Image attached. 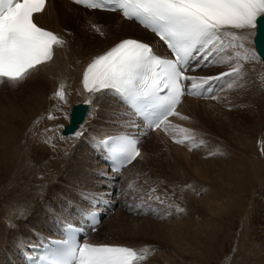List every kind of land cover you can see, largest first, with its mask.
<instances>
[{"label": "bare ground", "instance_id": "obj_1", "mask_svg": "<svg viewBox=\"0 0 264 264\" xmlns=\"http://www.w3.org/2000/svg\"><path fill=\"white\" fill-rule=\"evenodd\" d=\"M34 18L41 26L61 35L67 43L64 47L55 49V57L51 63L41 67L27 79L28 84L25 90L19 91L17 95L11 97L9 89H6L10 87L5 86L6 84L0 85V94L4 95V98L7 96V99H12L11 101L4 99L7 105L9 104V107L10 105L14 106H11V109L13 108V120H6L5 117H8V115L0 117V264H27L25 263L22 250L30 251V248L27 247L28 243L40 244L49 236L58 237L61 235L64 224L72 221L80 224L82 222L80 218L82 210L89 208H99L102 211L104 210L102 216L105 214L109 216H107L108 222L104 224L105 220L103 221L100 218L99 224L95 227L96 230L106 229L105 232L108 233V238L93 240L90 238L91 233H89L88 236L84 237L89 241L125 243L136 249H143L147 246L150 252L147 260L153 259L154 264H194L196 262L198 264L204 259H208L211 253H216L217 257H219L224 247L222 242L230 234L228 227H222V225L216 227L215 224L217 223L213 218L206 219V221H198L196 216L200 211L197 209H193L194 212L188 217L185 214L186 217L181 216L180 211H177L179 207L173 203L175 199L181 200L184 204L186 197L190 200L194 199L197 193H193L191 186H194L195 190L202 191V195L199 197L200 208L201 205L204 206L206 216H225L224 221L228 222L226 220L228 214H232L234 209H241V212H243L239 216V219L244 222L238 228L237 245L228 254L221 255L220 264H231L234 262L236 264H264V247L256 245L251 232L252 228L250 229L249 224L251 210L256 207L257 198L253 197V192L256 191L258 194L264 187V177H262L264 174V151H262L264 144L261 143V156L257 151L255 158L246 157L243 159L242 157L244 161L240 163L249 180L248 183L252 182V178L254 181L260 180V183L258 182L259 186L258 184L256 185L258 186L257 188H252L254 185L250 184L252 191L248 190L252 194L247 201L248 208L243 209V198H240V196H234L225 187L220 189L217 194L211 190L212 188L210 189V181L217 175V171H212L210 168L212 165L211 161L206 159L195 160V155H190L191 152L183 145L169 142L174 134L172 132L180 131V128L177 127L178 116H170L168 118L171 124L167 132L164 131V125H161L159 129L149 130L137 121L130 109L121 103L115 95L107 94L91 97L89 93L83 91L80 75L85 64L93 56L110 47L121 37L135 36L148 39L152 42L153 48L157 52H163L162 44L149 31L133 20L121 17L117 11L90 9L72 3L70 0H47L45 10L42 13L35 14ZM99 23L102 24L98 32L93 25L96 24L97 26ZM248 33V39L245 44L249 49L254 50L252 44L253 29L248 30ZM84 35L87 36L85 37ZM212 65L213 63H206L204 66L209 68ZM243 65H245L242 72L244 80L240 83L241 90L239 92L226 93L228 96L223 98L224 102L221 98L219 100L222 103L218 100L210 101V98L203 100L202 97L185 95L180 105H178L177 111L182 116L193 114L192 112H194L199 114L202 117L201 119H204L211 126L222 129L224 127L222 126V120L225 117L223 115H228L230 105L232 106L235 103L240 105L243 102L245 104L247 101L252 105L257 104L260 89L255 84L259 80L264 91V78L259 57L256 55L255 59L244 61ZM192 67L194 66L191 65L190 68ZM254 67L257 69L255 70ZM251 68H254L253 71H257L259 80L255 76L254 78L258 82L253 81V77L248 75L252 71ZM231 80L227 83V78L218 80L222 88H220V91L225 86L223 85L222 87V84L229 85ZM61 84L65 86L67 103L60 101L59 98L54 96ZM216 88L218 89L219 86ZM202 93L205 94L206 91L202 90ZM21 95L23 98H21ZM237 95H241L240 102L233 103L234 101L231 98ZM230 96L232 97L230 98ZM90 98L92 102L87 103L86 101ZM79 101L86 102L87 109L76 129L67 134L60 133L61 127L53 129V125H63L67 121L70 105ZM249 103L246 104L248 105ZM4 109V113H6L7 110L6 108ZM55 110H60V112L56 114ZM49 113L56 119H48ZM230 114L232 113L230 112ZM230 114L228 117H230ZM94 121L99 123L98 127L95 125L93 129L90 128L89 130L90 123ZM42 123H45L46 128L37 129L36 127L41 126ZM258 124L257 126L259 127ZM262 124L261 142L264 141V121ZM87 125L88 127L84 128ZM257 126L252 127L253 136L245 135L243 139L240 138V132L236 131L238 135L236 132L235 135L239 138H237L239 140L237 141L243 143L247 148L252 147L253 150ZM34 129L42 130L41 135H39L41 139L38 141L42 140L43 144L48 143L46 141H49V138L53 139L56 137V144H53L54 147L50 145L53 148L49 144L47 146L41 144L42 148L40 147L41 150L37 152L36 161L34 160L35 157L30 154L33 152L29 150L32 143H29V148H27L25 141L23 142L26 146L22 142L26 133L28 135V139L25 137L26 140H32L29 139L32 133L30 136L29 133L34 131ZM46 129H51V131H46ZM118 130L136 134L139 138L138 146L141 147L142 155L131 164L123 166L119 173H116L106 170L102 160H100L99 155L102 152L97 141L105 134ZM78 131L82 132L83 135L75 137L74 133ZM232 134L234 135V133ZM37 143L40 145L39 142ZM203 143L205 144V141ZM148 144H152V150H156L159 154L161 150H165L169 145L173 146V148L168 149L169 155L172 151L171 166L166 171L164 169L163 171H157L163 174V178L155 175V182L163 190L164 196L160 191L158 195L167 202L164 201L162 203L164 207L161 206L157 210H153V215L154 213L156 215H154L155 217L153 216L154 218L139 217L156 220L152 221L151 224L153 225H145L142 219L128 220L120 213L121 211L118 209L116 202L112 206L110 216L109 212L105 211V207L98 206L97 200L92 198L103 196L112 205V201L115 200L112 194L110 195L112 190L109 188L114 183L112 178L135 167L139 161L145 160ZM208 144L202 145V148H199L197 153L203 154L205 149H209ZM176 145L179 146L175 148ZM33 146L37 147L36 145ZM210 148L212 147L210 146ZM255 152L253 150V154ZM192 159L195 161H192ZM155 160L157 159H151L148 162L149 167H154L156 164ZM214 168L218 169L215 166ZM96 170L98 171L95 172ZM143 171L144 169L141 170V172ZM94 173L96 174L93 175ZM82 193H84L83 197ZM82 198L83 202H76V200L82 201ZM148 204L150 203L148 202ZM186 210L185 207V213ZM64 211L67 212V216L63 214ZM237 211L239 212L240 210ZM147 212L149 213V211ZM119 217L121 219L116 220ZM165 217L171 220L166 222ZM131 218L137 219L138 217ZM160 220H164V223ZM240 220L239 222H241ZM49 225H52V234L45 233Z\"/></svg>", "mask_w": 264, "mask_h": 264}, {"label": "snow or ice", "instance_id": "obj_2", "mask_svg": "<svg viewBox=\"0 0 264 264\" xmlns=\"http://www.w3.org/2000/svg\"><path fill=\"white\" fill-rule=\"evenodd\" d=\"M74 2L91 9L120 11L126 19H135L165 42L172 58L158 55L152 45L140 39H122L87 64L81 82L91 97L115 95L136 115L149 121V127L159 129L164 125L166 132L171 124L170 116L188 119L177 111L185 95H201L202 90H211L213 81L241 75L243 62L256 58L254 50L245 44L248 30L258 31V42L264 38V0ZM46 3L47 0H0V83L25 81L54 60L56 48L66 45L61 35L34 21V15L42 13ZM93 27L100 31L98 26ZM194 61L197 67L201 62L227 63L229 71L216 76L187 75ZM185 82H191L190 87ZM54 96L67 103L64 84ZM86 102L91 103V98ZM47 118L56 119L51 113ZM177 127L184 135L175 139L176 143L193 140L187 134L189 129ZM74 135L80 137L83 133L78 131ZM104 143L108 145L110 158L119 165L115 171L142 155L139 141L129 135L109 137ZM155 199L160 200L158 196ZM90 215L95 220V214ZM149 255L147 246L136 249L110 243H79L70 236L57 248L50 249L42 264H143Z\"/></svg>", "mask_w": 264, "mask_h": 264}, {"label": "rangeland", "instance_id": "obj_3", "mask_svg": "<svg viewBox=\"0 0 264 264\" xmlns=\"http://www.w3.org/2000/svg\"><path fill=\"white\" fill-rule=\"evenodd\" d=\"M101 24L102 23H99L97 26L101 27ZM94 25H96V24H94ZM84 36L86 37L87 35H84ZM203 66H204V63L201 62L198 67H195V68L191 69L189 71L188 75H193V76H198V77H202V76H216V75H218L221 72L229 71V64H227V63H213V65L211 67H209V68H204ZM244 66L245 65H243V68H245ZM254 68H255V70L257 69L256 67H254ZM254 68H251L252 69V71H251L252 74L248 73V71H247L248 75L253 77L252 78L253 81L255 80V78H257L259 80V78L257 76L258 75L257 71L256 72L253 71ZM253 73H254V75H253ZM254 76H255V78H254ZM243 77L244 76H242V74L239 75V76H234V77H229V78L225 77V78H227L226 83L233 78L230 81V83L233 86L228 89V85L222 84V87H223V85H225L223 87L222 91H220V88H221L220 81H218V80H216V82L213 81L212 84H211V90L208 91V95L207 96L205 95V96L202 97L203 100H208L210 98L209 99L210 101H215V100L219 101L220 98H221L222 101L224 102L223 98L225 96L227 97L228 93H230V92L231 93L232 92L233 93L234 92L237 93V92H239L241 90L240 89V86H241L240 83H241L242 80H244ZM257 79L255 80V82H258ZM255 82H253V83H255ZM259 82H260V80H259ZM223 83H225V82H223ZM258 83L255 84V85H256V87H258L260 89L259 93H258V97H257L259 100H258V103L255 104V105H252L251 103H249V101L246 102V100H245V102L249 103L248 105L246 103L243 104L244 102L239 105V103L237 104L235 102H237V101L240 102V99H241L240 96L241 95L240 96L237 95L239 98L237 96H234V97L230 96V98L232 97L231 99H232V101H234L233 103H235V104H233L232 106L230 105V108H229L230 110L228 109V112H229L228 115L227 114L223 115L225 117L222 120V124H223L222 126H224L222 129H220V128L216 127V126L215 127L211 126L204 119H201L202 117L199 114H196L194 112H192L193 114H189L187 116L189 120L188 119H185V120L182 119V121H181V123L179 125L182 128H186V129L191 130L187 134H189L190 136L192 134V137H193L192 141L185 142L186 144L184 143V144H181V145H183L186 149L189 150V152H191L190 155H192V156L195 155L194 156V157H196L195 160L206 159L207 161L208 160L211 161L212 165H211L210 168L212 169V171L213 170L217 171V175L213 178L212 181H210V189L212 188L211 190L215 191V194H217L218 192H220V189L225 187L226 190H229L230 192H232L234 194V196H236V195L240 196V198H243V201H242L243 202V209H247L248 208V206H247L248 202L247 201L250 198V193H252L251 192L252 188H254V187L257 188L259 186L260 180L259 181H257V180L254 181L253 178H252V182L253 183L252 182L248 183L249 180L247 179L246 174L244 173V168L242 167V165L240 166V163H241V161L243 162L244 161L243 159L246 158V157L247 158H249V157L255 158V156L257 155L256 154L257 152H255L254 146H253V150H254L255 153L253 154L252 147L247 148L243 143L238 142L239 138H238L237 135L240 132V138L241 139H243L245 137V135L246 136L247 135L253 136L254 133L252 132V127L254 128L255 126H257L258 123L261 124L264 121V103H263L264 102V96H263L264 91L261 88L262 84L261 83L258 84ZM27 84H28V80L27 79H26V81H23V82H20V83H17V84H12L11 82H8V81L0 83V85H2V86L5 85L7 87L9 86L10 88H12V89L6 88V89H9V91H10L9 94L11 95V97L14 96V95H17L19 91L25 90V88L27 87ZM234 85H236V87H234ZM218 86H219V88L217 89L216 87H218ZM238 87H239V89H237ZM260 92H261V94H260ZM10 95H9V97H10ZM6 97L7 96H5V98ZM212 97H216V98L213 99ZM260 97H261V99H260ZM5 98H4V95L0 94V117H4L5 115H8V117H5V119L10 121L11 119L13 120V118H14L13 117V110H12L13 108L11 109L12 105H10V107L8 106L9 104L7 105V103L5 101L7 98L6 99ZM21 98H23V96ZM21 98H19V99H21ZM202 98H200V99H202ZM8 100L11 101L12 99L9 98V99H7V101ZM220 103H222V102H220ZM251 105H252V107H251ZM233 106H234L235 109L232 108ZM12 107H14V106H12ZM253 107H255V108H253ZM4 108H6L7 112H9V113H7L6 111H5L6 113H4V110H5ZM227 108H228V106H227ZM9 110H12V111H9ZM55 111L54 112L56 114L60 112V110H55ZM230 112L232 114H230ZM11 113H12V115H11ZM229 114H230V117H228ZM1 115H3V116H1ZM10 115H11V117H10ZM229 118H230V120H229ZM190 119H192V120H190ZM180 120H181V117H180ZM98 124L99 123H97L96 121L91 122L90 125H89V130H90V128L93 129V127L95 125L98 127ZM260 124H258V125L260 126ZM222 126H220V127H222ZM41 127H43L45 129L46 128L45 123H42L41 126H39V127L37 126L36 128L38 129V128H41ZM57 127H58V125L56 124V125H53L52 128L56 129ZM87 127H88V125L86 127H84V128H87ZM47 128H48V126H47ZM228 129H230V130H228ZM258 129H259V127L257 126L256 135L255 136H257ZM35 130L36 129H34V131L29 133V136L32 133L31 135L33 137L32 136H31V138L29 137V139H32V140H29V141L26 140V138L28 139L27 133H26L27 136L24 135V140H22V142L25 141V144L28 146L27 148H29V145L32 143L31 144L32 146L30 145V149L29 150H30V152L34 153V154L30 153L32 156L35 157L34 160L36 159L37 152H39L41 150L40 147L45 144V143L43 144V142H41L42 140L38 141V140L41 139V137L39 135H41V131L42 130L41 129L39 131L38 130L35 131ZM228 131L229 132L231 131V132L229 133ZM236 131H238V133ZM235 132L237 133V135H235L236 134ZM172 133H174L173 134L174 136L173 135L171 136L172 138H170V141H169L170 143H174L175 139L182 138V136L184 135V133H182L179 130H178V132L173 131ZM232 133H234V135ZM229 134H230V136H229ZM193 135L194 136L196 135V136L194 137ZM201 135H202L203 138L201 137ZM234 136H236V137H234ZM55 139H56V137L51 139L50 140L51 142L49 141L51 144L48 142L45 145L47 146L49 144V146L52 145L54 147L53 144L54 143L56 144V140ZM201 141H203V142L205 141V144L209 143L208 144L209 147L206 146L209 149H205L203 154L202 153L198 154L197 151L199 150V148H202V145L205 146L204 143L203 144L200 143ZM37 142H39L40 145H38ZM25 144L23 142L24 146H26ZM190 144H191V146H189ZM33 145H36L38 147V149H36L37 147H35ZM186 145H187V147H186ZM52 146H50V147L53 148ZM178 146L179 145H176L175 148H177ZM210 146L212 148H210ZM169 148H173V146L169 145L165 150H161V152L159 154L156 150H152V144H148L146 159L143 160V161L142 160L139 161L138 164L135 167L131 168L132 170L131 169L126 170L125 172H123L125 174L122 173L123 175L121 174V175L115 177V179L113 180L114 181V183L112 185L113 186V189H112L113 197H114L115 201L117 202L118 209L121 211L120 213L124 217H126L128 220L129 219L130 220L131 219H133V220H141L142 218H139V217H145V216L146 217H150V218H154L156 215H155V213H154L155 216L153 215V212H154L153 210H157V208L158 207L160 208L161 206L164 207L163 206L164 204H162L160 201L164 202L165 200L161 196L158 195L159 191L163 195V190L160 189L158 187L157 183L155 182V180H156L155 179V175H158V176L163 178L164 177L163 174L162 173H158L157 171H159V170L163 171V169L166 171L171 166L172 160H170V159H172V156H171L172 151L170 152V155H169L168 154L169 153L168 152ZM34 149H36V150H34ZM242 157H243V159H242ZM151 159H157V160H155L156 164L152 168L149 167V163H148V162H150ZM195 160L192 159V161H195ZM43 162H45V161H43ZM43 162H41V163L44 164ZM214 166L216 168H218V169L216 170L214 168ZM142 169H144L143 172H141ZM219 170H222V171H219ZM97 171L98 170H96L95 172H97ZM95 174L96 173H94L93 175H95ZM32 177H34V175H32ZM262 177H264V174H263ZM235 180H236V182H235ZM239 182H240V184H239ZM223 183H224V185H223ZM129 184H132L133 187L129 188ZM250 184H252L254 186H252V188H251ZM257 184H258V186H256ZM66 185H68V184H66ZM236 185H238L239 187L236 186ZM244 186H245V188H244ZM215 188H216V190H215ZM153 189H155V191H152ZM248 189H250L251 191L248 190ZM191 190L193 191V193L194 192L197 193L194 199L190 200V199H188L186 197V199L188 201L186 199H184L185 200V204L181 200L175 199L173 201V203L179 208H182V209L184 208V211L180 212L181 216H185L186 215L188 217V215H190V214L192 215V212H194L193 209H197V210L200 211V212H198L197 216L195 215L197 217L198 221H203V220L206 221V219H210V218L212 219L213 218L214 221H216V223H217V224H215L216 227H219L220 225H222V227H225V226L228 227L230 234L227 235L226 238L222 242L224 247L222 249L223 251L220 254V256L221 255L224 256V255H226V253L228 254L229 251L231 249H233L237 245L236 238L238 237L237 233L239 231L237 229V226H238V228H240V224L244 222V221L239 219V216H241V214L243 212H241V209H234V212L232 214L231 213L228 214V217L226 219V220H228V222L224 221L225 216H223V217L219 216V215H212L210 217L206 216V212H205L204 206L201 205V208H200V204L201 203H200V198L199 197L202 195V191H199L198 189L195 190L194 186H191ZM128 194H129V197H128ZM186 194H191V193H186ZM259 194L260 195L262 194V196H260ZM83 195H84V193H82V197H83ZM150 196L152 197L151 199H149ZM157 196L160 198V200L155 199V197H157ZM186 196H188V195H186ZM253 197H255L257 199H256V207L254 208V210L252 208V210H251L252 212L250 213L251 217H252V218L250 217V221H249L250 229L252 228L251 232L253 233L252 236H253V238L256 241V245H262V247H264V187H262L260 193H258V194L255 191L254 194H253ZM81 200L82 201H77L76 200V202H83V198ZM144 200H145V202H144ZM148 202L150 204H148ZM165 202H167V201H165ZM170 202H172V201H170ZM188 203H189V205H188ZM149 206L151 207L152 211H151V209L149 210V208H150ZM185 207L187 209L186 213H185ZM237 210H240V211L238 212ZM147 211H149V213ZM163 211H165V210H163ZM108 212H109V215L112 213L111 210H108ZM63 214L65 216H67V212L66 211H64ZM136 214H138V215L136 216ZM163 214H166V213H163ZM225 215L227 216V214H225ZM107 216L108 215L105 214L104 216L101 217L103 219V221L105 220L104 224H105V222L109 221L107 219L109 216L108 217ZM195 216H193V217L196 218ZM131 217H138V218L135 219V218H131ZM165 218H166L165 219L166 222L171 220L168 217H165ZM120 219L121 218L119 217L116 220H120ZM239 220L241 222H239ZM152 221H156V220H152V219H148V218L142 219V222L145 225H150L152 223ZM163 221L164 220H162L161 222L164 223ZM151 225H153V224H151ZM105 230L106 229L103 228L101 230H96L95 229V230L90 231V233H91L90 238L94 239V240L108 238L109 235H108L107 232H105ZM236 231H237V233H236ZM45 233H51L52 234V225H49V228L46 229ZM234 236H236L235 239H233ZM153 245H154V243H153ZM220 256L217 257L216 253H214V254L211 253L209 255L208 259H204L205 262L203 260L202 261L203 263L200 262L198 264H220L221 259H222V256L221 257ZM146 260L144 261V264L145 263L154 264L153 259L152 260H147V261ZM194 264H197V262L194 263ZM231 264H236V262L231 263Z\"/></svg>", "mask_w": 264, "mask_h": 264}, {"label": "water", "instance_id": "obj_4", "mask_svg": "<svg viewBox=\"0 0 264 264\" xmlns=\"http://www.w3.org/2000/svg\"><path fill=\"white\" fill-rule=\"evenodd\" d=\"M258 36H259V33L256 30L255 35H254V41H255L256 49L258 50V53L260 54L262 58L263 68H264V38H261L258 42Z\"/></svg>", "mask_w": 264, "mask_h": 264}]
</instances>
